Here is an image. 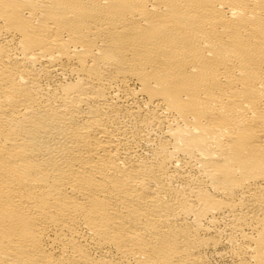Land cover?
<instances>
[{
    "label": "bare ground",
    "instance_id": "obj_1",
    "mask_svg": "<svg viewBox=\"0 0 264 264\" xmlns=\"http://www.w3.org/2000/svg\"><path fill=\"white\" fill-rule=\"evenodd\" d=\"M0 264H264V0H0Z\"/></svg>",
    "mask_w": 264,
    "mask_h": 264
}]
</instances>
